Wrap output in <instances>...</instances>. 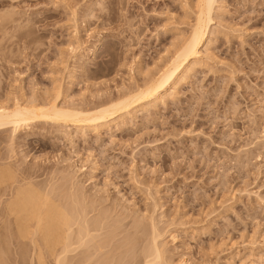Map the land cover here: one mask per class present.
Instances as JSON below:
<instances>
[{"label": "rangeland", "instance_id": "obj_1", "mask_svg": "<svg viewBox=\"0 0 264 264\" xmlns=\"http://www.w3.org/2000/svg\"><path fill=\"white\" fill-rule=\"evenodd\" d=\"M196 3L0 0V103L51 98L55 80L59 105L115 102L182 46ZM214 9L201 64L175 97L97 133L36 122L10 143L1 130L0 166L61 197L91 198L90 216L105 213L112 229L153 222L172 261L264 264V0ZM10 251L7 264H28Z\"/></svg>", "mask_w": 264, "mask_h": 264}, {"label": "bare ground", "instance_id": "obj_2", "mask_svg": "<svg viewBox=\"0 0 264 264\" xmlns=\"http://www.w3.org/2000/svg\"><path fill=\"white\" fill-rule=\"evenodd\" d=\"M197 1L196 19L189 36L148 84L137 86L115 102L110 100L109 105L82 108L59 105L62 83L59 80L58 86L54 79L56 92L51 98L38 100L31 96L28 101L21 92V98L14 96L13 105L0 103V131L11 129L10 143L20 130L36 122L97 133L111 122H123L134 111L164 103L176 94L177 82L201 64L218 0ZM71 13L76 16L74 11ZM78 32L76 29L75 34ZM75 38L81 41L76 35ZM79 46H73L71 53H76ZM5 166H0V264L9 263L12 244L19 248L17 255L28 264H185L184 260L172 261L168 257L166 242L161 240L162 234L153 222L149 228L136 220L112 229L114 224L109 225L105 213L90 216L87 202L91 198L74 197V193L67 192L61 197L52 189L54 186L40 187L25 170ZM67 195L69 198H65ZM120 234L117 241L115 238ZM115 240L117 243L113 244Z\"/></svg>", "mask_w": 264, "mask_h": 264}]
</instances>
